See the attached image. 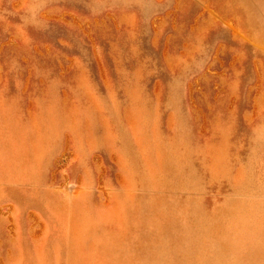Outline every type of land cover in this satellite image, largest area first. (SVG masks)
I'll use <instances>...</instances> for the list:
<instances>
[{
    "label": "rangeland",
    "instance_id": "obj_1",
    "mask_svg": "<svg viewBox=\"0 0 264 264\" xmlns=\"http://www.w3.org/2000/svg\"><path fill=\"white\" fill-rule=\"evenodd\" d=\"M0 264H264V0H0Z\"/></svg>",
    "mask_w": 264,
    "mask_h": 264
}]
</instances>
